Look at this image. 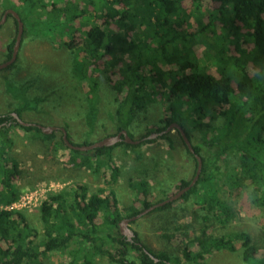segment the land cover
Instances as JSON below:
<instances>
[{
    "label": "trees",
    "instance_id": "obj_1",
    "mask_svg": "<svg viewBox=\"0 0 264 264\" xmlns=\"http://www.w3.org/2000/svg\"><path fill=\"white\" fill-rule=\"evenodd\" d=\"M1 1L12 2L10 9L21 18V45L24 39L42 36L74 55L75 75L88 89L90 122L96 121L103 89L108 86L114 109L108 112L110 126L102 125L105 138L126 131L134 139L141 116L161 100L165 114L155 133L178 124L201 159L202 171L188 192L151 212L172 214L174 220L166 221L173 229L163 238L179 239L181 255L154 252L136 234L133 242L122 236L120 223L169 198L153 204L150 183L133 180L131 187L142 197L141 208L126 209L123 216L112 189L120 172L111 159L116 148L135 152L153 144L155 140L147 139L153 132L148 131L139 145L121 142L87 152L68 149L61 137L55 148L68 152L70 167L99 174L106 166L111 172L107 188L90 195L87 187L76 185L49 195L38 210L41 240H34L36 232L29 228L24 213L0 209V264H43L54 253L66 254V264H97L96 258L111 264H204L214 252L236 253L237 244L244 264H264L262 248L248 233H228L239 213L221 199L219 184L225 179L230 193L248 190L250 203L264 211V0H210L219 7L209 14L208 23L201 12L204 0H19L22 9L14 0ZM189 1L198 13L194 34L188 31L192 28L191 14L185 10ZM9 19L17 36L18 24L12 16ZM216 24L222 27L220 34ZM193 39L205 47L203 61L193 51ZM15 41L16 37L8 47L10 54ZM21 101L19 109L0 116V208L21 196L16 181L22 173L11 156L14 126L25 134L34 133V140L55 139V133L45 135L35 127H23L11 115L22 119L24 112L36 110L46 98ZM64 129L71 142L68 127ZM179 137L194 159L195 176L196 158ZM159 140H169V133ZM192 180H181L176 193ZM179 209L184 215H178Z\"/></svg>",
    "mask_w": 264,
    "mask_h": 264
},
{
    "label": "rangeland",
    "instance_id": "obj_2",
    "mask_svg": "<svg viewBox=\"0 0 264 264\" xmlns=\"http://www.w3.org/2000/svg\"><path fill=\"white\" fill-rule=\"evenodd\" d=\"M69 1L76 3V0ZM3 3L0 0V17L4 11L12 7V2ZM14 4L18 9L23 7L19 0H14ZM191 4L190 1L185 4V10L188 15L191 14L189 23L192 28H189L188 31L194 34L198 29L194 16L198 13H195V7ZM218 7L210 0L202 2L201 12L205 16V23H208L209 14L217 11ZM0 27L1 65L8 61L12 55L8 47L16 37V29L12 19H8ZM181 29L184 30L186 27ZM216 29L220 34L221 25L216 24ZM66 40L65 38L64 41ZM193 41L195 43L193 51L203 61L205 47L201 42L194 39ZM58 42L62 43L60 39ZM58 46V43L53 44L49 39L42 36L24 39L16 65L11 69L0 71V116L19 109L23 104L21 100L46 98L45 103L39 104L38 107L35 106L36 110L24 112L22 121L58 129H64L67 126L70 140L75 145L97 143L106 136L103 133L102 125L110 126L108 112H112L114 109L112 102L114 96L109 91L108 86L103 89V97H101L100 102L102 104L101 111L98 113L96 121L90 122L87 119L89 113L86 98L88 89L84 83L78 81L79 79L75 75V57L64 47L57 48ZM162 68L167 70L168 66L162 65ZM214 71V67L209 68V72L214 73ZM22 85L27 86L26 89L20 88ZM164 108L165 102L159 100L150 108L148 113L143 117L141 116L133 133L135 140H141L148 131H152V135H157L155 126L165 114ZM90 124L94 125L92 131L89 129ZM12 132L14 147L11 150V156L18 161L22 173L19 180L16 181L21 196L42 187H52L54 189L53 194L76 185L87 187L90 195L98 192L99 189L106 190L105 182L109 180L111 172L105 165L99 174H94L86 169H74L67 164L68 152L55 148V143L59 142L62 137L60 130L54 132L55 139L52 142L46 143L34 140L35 138L31 137L34 133L25 134L15 126ZM153 140H155L153 144L142 146L135 152L116 148L111 153L112 165L120 172L118 181L112 186V189L115 191L117 208L123 216L126 209L141 208L138 201L142 197H139V194L131 187L133 180L136 181V179L141 178L150 183L152 196L149 200L156 204L175 195L176 187L181 180L191 181L194 176V159L189 158L176 131L169 132V140L167 141L159 140V136ZM232 160L235 159L231 158ZM225 181L224 179L219 183L220 197L231 204L239 213V219L230 225L228 233L233 231L248 233L254 242L262 248L260 256H263L264 211L256 209L250 203L248 190L230 193L231 190ZM38 210L39 207L22 212L29 228L36 232L34 240L43 238V224ZM178 215H184L180 209ZM166 220H174L172 214L149 213L131 222L126 228L136 234L140 241L154 252L168 251L181 255L179 239L167 240L163 238L173 229ZM124 237L126 238V236ZM237 248L236 253L214 252L206 257L204 264H244L240 244H237ZM68 261L69 258L66 254L54 253L43 264H66ZM96 262L97 264H111L105 258H96Z\"/></svg>",
    "mask_w": 264,
    "mask_h": 264
},
{
    "label": "water",
    "instance_id": "obj_3",
    "mask_svg": "<svg viewBox=\"0 0 264 264\" xmlns=\"http://www.w3.org/2000/svg\"><path fill=\"white\" fill-rule=\"evenodd\" d=\"M9 15L12 16L16 20V22L18 24V33L16 36L15 45L13 47V53H12L11 59L0 65V71L7 69L8 67H10L12 64H14L16 62L17 57H18V53H19V50L21 47L22 36H23V23L21 21V18L19 17V15L15 11H13L11 9H9L8 11L5 12L2 20L0 21V26H2L6 22L7 17ZM12 117L15 119V121L19 125H21L23 127H35L37 129H39L45 135H51L52 133L56 132L57 130H60L62 133V139H63L64 144L68 147V149L74 150V151L87 152V151H92V150L99 149V148H110V147H113V146H115L121 142H124L128 145H139L141 142L139 140L131 139L126 131H122L121 133H119L115 136L107 137V138H105V139H103L97 143H94L92 145H89V146H75L68 140L67 133H66L65 129H62V128L58 129L56 127H43L41 125H35L33 123H26V122H23L22 119H20L18 117V115L15 113L12 114ZM171 131H177L179 133V135L181 136V138H182L183 142L185 143L187 149L190 151L191 154H193L195 156L196 161H197L196 174L194 176V179L190 183L189 187H187L186 189L176 193L175 195H173L172 197H170L169 199H167L163 203L154 205L151 208H149L148 210L143 211L142 213H140L136 217H133L131 219H124L120 223V234L122 236H126L128 241H130V242H133V239L136 237V235L132 231H130L129 229L126 228L131 222L138 220L141 217L155 211L157 208L163 207L166 204L173 203L176 200H178L184 193L188 192L196 184V182H197V180L201 174L202 161L197 155H195L194 149H193L190 141L188 140L184 130L178 124H172L164 133H162L160 135H151L147 139L151 140L153 138H156L157 136H162L163 134H167ZM137 245L141 246V244H139V243Z\"/></svg>",
    "mask_w": 264,
    "mask_h": 264
},
{
    "label": "built area",
    "instance_id": "obj_4",
    "mask_svg": "<svg viewBox=\"0 0 264 264\" xmlns=\"http://www.w3.org/2000/svg\"><path fill=\"white\" fill-rule=\"evenodd\" d=\"M53 192L54 189L52 187L35 189L20 196L19 199L12 205L0 209L4 211L16 212L31 211L40 207L46 198L53 194Z\"/></svg>",
    "mask_w": 264,
    "mask_h": 264
},
{
    "label": "flooded vegetation",
    "instance_id": "obj_5",
    "mask_svg": "<svg viewBox=\"0 0 264 264\" xmlns=\"http://www.w3.org/2000/svg\"><path fill=\"white\" fill-rule=\"evenodd\" d=\"M7 11H8V10H7ZM5 12H6V11H4L3 14H2V16L0 17V21L2 20V18H3V16H4ZM9 16H10V15H9ZM9 16L7 17V20L9 19ZM7 20H6V21H7Z\"/></svg>",
    "mask_w": 264,
    "mask_h": 264
}]
</instances>
